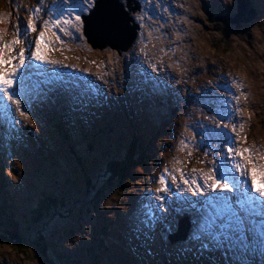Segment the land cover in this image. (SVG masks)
I'll return each mask as SVG.
<instances>
[{
	"label": "rangeland",
	"instance_id": "374dc122",
	"mask_svg": "<svg viewBox=\"0 0 264 264\" xmlns=\"http://www.w3.org/2000/svg\"><path fill=\"white\" fill-rule=\"evenodd\" d=\"M236 1L184 0L183 3L176 4H180V14L177 17L175 14L169 16L167 24L171 30L169 36L167 33L162 32L163 26L160 31H154L151 38L155 43L158 41L160 45L155 44L151 48H145V43L141 42L138 45L137 52H149L158 59L165 54L163 50L172 51L173 48H176L179 40H182L185 44H189L191 51L195 53V56L188 57V59L191 58L190 64L195 65V69L205 71V74L198 77V80L194 78L195 82L199 83L196 86L197 90L207 83L210 87V90L208 87L207 91L210 96L212 93L222 96L221 87L223 84H228L232 91L235 90L237 92L236 96L239 97V102H243L242 104L246 111L244 113L240 105H238L240 113L236 124L240 140L236 146L251 148L254 152L264 154V15H259L263 11V6H258V9L261 11L259 10L256 19L250 23L239 24L242 25L241 27L227 20L223 23H218L214 20L218 15H230L232 18H235L237 14ZM208 2L210 4L216 3L220 6L219 9L216 6H212V10L216 9L211 16L206 12V3ZM48 3H51V0ZM149 6L153 7L152 4ZM9 8H11L9 0H0V17H4V21H7L5 23L6 34L2 37L4 42H9L15 38L14 33L16 29L14 26L17 23V18L15 22H11V19H8L11 15ZM14 15L18 16L16 13ZM22 19L25 22L27 21L24 18ZM258 20L260 22L259 25L256 23ZM178 29L181 31H178ZM0 30H4L1 23ZM37 34L38 32L30 33L25 40L28 39L31 42ZM26 45V43L21 44L20 48ZM179 49L183 48L180 47ZM16 53L18 52H14L13 54L15 55ZM83 53L88 56L90 55L89 50H83ZM77 55L76 51H72V56ZM92 55L112 61L117 56L115 52L109 49H105L102 52H94L92 50ZM111 65L114 66L113 63ZM97 66H100V64L97 63ZM182 69L180 68V72ZM99 71H102L104 75H108V66ZM238 75H241L242 78ZM116 83H113V80H111V84L122 90L124 95L132 94L133 86L131 80L116 79ZM144 83L151 88L146 79ZM182 90L183 87L180 90L182 96L179 99L176 98V94L167 92L162 94L168 98V101L171 100L168 106L173 107L177 111V123L172 128V131L169 132V136H171L170 140L165 144L163 143V154H160L159 157L161 168L157 173L155 170L152 172V174L156 173L153 178L149 176L146 179L148 186L147 188H143V191L146 189V192L147 190L148 192H154L158 185L153 183V180L165 168L169 170L183 169L186 174L191 176L192 169L206 173L211 166L209 162L212 157L205 158L203 152L197 151L191 145L196 142L193 140V133L197 122L211 123L214 126L216 120H206L205 116H210L211 114L202 107L199 100L193 98V94L188 91L185 96ZM160 101L161 94H158L152 102L156 103ZM142 102L144 101L142 100ZM233 106H235L234 101ZM12 108L14 114L17 115V120L25 126V129H21L19 132L15 131V139L8 145L9 149L0 156V161L4 158L1 164L2 173L0 172V181L5 186L4 190L0 189V208L6 199V194L9 195L21 215L16 219L19 229L29 232L33 222L26 225L23 220H31L33 211L36 210L37 206H41L44 199L48 197L63 198L65 196L67 201H72L74 196L80 194L78 187L83 182L84 176L87 175L92 180L98 181V184L103 183L105 178L102 177V173L94 170H91L90 173H85V171L90 170L89 166L86 165L83 168L80 166V163L76 162L72 150L79 155L88 153L87 147L81 146L78 141L77 130L65 128L68 133L70 132L69 136L72 138L71 145H68L65 140L67 137L66 133L62 137H58L57 135L52 137L50 133L51 129L48 127L50 122L44 117L41 109H37L35 112L32 111L30 117L26 119L20 116L18 112H15L14 105ZM131 119L135 126L139 125L134 115L131 116ZM150 119L151 116L144 113L142 124L151 127ZM139 121L141 122L140 119ZM115 122L117 123L116 119ZM227 122L228 129L226 131H230L232 121L229 120ZM240 124H243L242 129L240 128ZM32 129L33 133L37 134L39 140L45 145V148L39 152L38 145L40 142L38 144L31 140ZM133 132L139 134L134 130ZM245 136L247 137V142L243 139ZM182 140L189 142L188 148L184 151L180 150V142ZM49 150L54 151L53 161H44L42 157ZM100 151H103L101 147L98 150L94 149L91 153V157L95 159L97 164L104 160V156H102L104 154L99 155L98 153ZM189 151L192 153L191 156L188 155ZM176 161H180V163H176ZM257 162L264 164V160H258ZM174 174L177 180H179V173L175 172ZM257 179L259 181L260 177L258 176ZM181 188H183V185H181ZM139 192L142 193L141 188L139 190L136 189V194L133 195L127 211L117 210V204L120 203L121 197L114 186L107 189L98 206L94 205L92 208L88 205L89 202H83L82 211H77L74 216L67 213L65 204V207H61L58 213V220H60V217L63 220L62 222L59 221L53 227L54 229L50 231L48 237L49 243L54 244L57 252L65 254L70 260L79 263L83 262L82 264H90L91 257L89 251L97 246L98 240H102L104 246L110 247L109 245L114 239L118 245L117 233H115L116 235L108 234L115 229L116 232L120 230L122 233L121 237H123L120 240L122 243L120 246L122 249V263L184 264V262H190L191 264H197L198 261H201L204 264H208L203 258H197L191 253L182 251V243L172 245L165 235H163L162 231H158L150 242L145 241L141 232L137 231L138 221L137 216H134V212L147 203L145 193L142 194L141 198L137 197ZM186 195H190V193H186ZM7 202L8 200L5 201V203ZM111 212H118L120 216V221L116 223L115 227H111L112 219L108 217ZM126 216L129 226L132 224L135 226V229L133 232L129 231L125 237L127 233L125 227ZM104 219L105 222L107 221L105 224L108 231L106 236L100 233ZM4 227L5 225L0 222V234ZM127 251L133 257L132 260L125 256L128 253ZM148 251H151L152 254L148 255ZM40 258L36 257L32 252H29V254L15 252L9 243L0 240V264H46ZM102 264H116V262L112 259L105 260L102 258Z\"/></svg>",
	"mask_w": 264,
	"mask_h": 264
},
{
	"label": "snow or ice",
	"instance_id": "6c2138e0",
	"mask_svg": "<svg viewBox=\"0 0 264 264\" xmlns=\"http://www.w3.org/2000/svg\"><path fill=\"white\" fill-rule=\"evenodd\" d=\"M147 3L151 5L152 0ZM17 8L26 11L28 19L25 22L17 16L15 38L4 42L6 30H0V118L13 127L19 125V132L25 126L16 119L13 105L15 112L28 119L37 105H79L99 91L87 81L65 82L52 73L46 74L47 66H53V72L57 65L67 68L61 61L48 57L54 44L62 46L64 37L72 42L95 38L117 47L114 40L126 36L119 31L116 17L102 11V0H34L28 9ZM119 16L123 23L133 26L135 36L129 43L143 36L140 30L152 19L138 0H119ZM4 19L0 17V23ZM256 23L259 25V20ZM37 32L30 43L13 54L30 33ZM151 35L149 32L148 36ZM149 67L155 76L147 77L148 82L153 87L166 86L168 80L161 79V70L155 65ZM195 99L211 114L205 119L216 120L214 126L197 122L193 133L196 142L191 145L203 152L205 158L212 157L211 166L206 173L192 169L191 176L183 169H163L153 180L158 186L154 192L145 193L147 203L137 210V231L150 242L158 231L170 237L186 221L188 235L182 242V251L203 258L208 264H264V164L257 162L264 160V154L236 146L240 140L236 124L240 108L235 93L229 100L201 90ZM229 120L232 127L226 131ZM243 139L247 142L246 136ZM180 144L181 151L189 146L186 140ZM188 155L192 153L189 151ZM175 172L179 173V180Z\"/></svg>",
	"mask_w": 264,
	"mask_h": 264
},
{
	"label": "trees",
	"instance_id": "16d2710c",
	"mask_svg": "<svg viewBox=\"0 0 264 264\" xmlns=\"http://www.w3.org/2000/svg\"><path fill=\"white\" fill-rule=\"evenodd\" d=\"M164 138L165 136H163L161 130H154L150 134V139H146V137L142 139L133 138L131 146L126 147L122 152L120 147H117L116 150H112L111 159H107L109 160L107 164L110 166H107V169H104L105 171L102 173V176L105 178L103 183L98 184V181L93 180L88 185L85 184V187L80 186L83 202L90 201L92 195L95 197L104 193L107 186H111L112 184L117 187L118 194L122 198L124 194L128 193V189L136 185L137 181L142 177L144 168H146L150 162V149L158 148L159 150V148H161V140L159 141V139L164 140ZM95 148L97 150L98 144L95 145ZM144 150H146V152ZM160 151H162V148ZM103 152L106 154V151ZM136 153H138V159L135 156ZM134 159H136V161H134ZM48 201L50 204L48 208L51 210H53V208L56 210V208L63 207L64 205V203L58 199H49ZM48 213L45 212V209L44 211L41 210L37 220V229L35 228L25 233L22 231L20 232L17 226H14V228L9 226V231L0 234V240L9 243L15 252H20L22 254H29V252H32L36 257H41L44 260L46 259L49 264H69L64 259L60 258L55 245L49 243L48 237L50 231H52L55 226L52 217H50L51 220H46V218L42 216ZM43 221L45 223L44 225L42 224Z\"/></svg>",
	"mask_w": 264,
	"mask_h": 264
},
{
	"label": "bare ground",
	"instance_id": "6f19581e",
	"mask_svg": "<svg viewBox=\"0 0 264 264\" xmlns=\"http://www.w3.org/2000/svg\"><path fill=\"white\" fill-rule=\"evenodd\" d=\"M172 1H173V0H172ZM119 19H121V18H119ZM121 20H122V19H121ZM45 72L48 73L46 69H45ZM70 78H71V77H70ZM82 79L85 80L84 77H82ZM77 81H78V80H77ZM86 81H87L88 83H90V81H89L88 79H87ZM136 81H138V80H136ZM65 82H67V81H65ZM79 82H81V80H79ZM137 83H138L139 86H142V82L138 81ZM82 117H83V116H82ZM79 120H81V119L79 118ZM3 138H4V140H6V135H4ZM40 220H41V219H40Z\"/></svg>",
	"mask_w": 264,
	"mask_h": 264
},
{
	"label": "water",
	"instance_id": "95a60500",
	"mask_svg": "<svg viewBox=\"0 0 264 264\" xmlns=\"http://www.w3.org/2000/svg\"><path fill=\"white\" fill-rule=\"evenodd\" d=\"M256 14H257V12L254 11V12H253V15L256 16ZM241 19H242L243 21H249V20H250V17H249L248 15H246V14H245V15L242 14ZM232 22H233V21H232Z\"/></svg>",
	"mask_w": 264,
	"mask_h": 264
}]
</instances>
